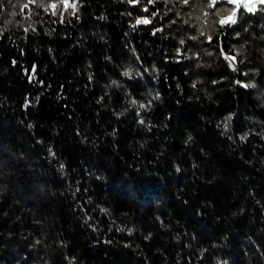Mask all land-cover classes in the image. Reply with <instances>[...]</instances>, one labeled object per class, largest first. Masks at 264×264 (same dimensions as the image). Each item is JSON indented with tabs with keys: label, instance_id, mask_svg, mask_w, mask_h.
<instances>
[{
	"label": "trees",
	"instance_id": "obj_1",
	"mask_svg": "<svg viewBox=\"0 0 264 264\" xmlns=\"http://www.w3.org/2000/svg\"><path fill=\"white\" fill-rule=\"evenodd\" d=\"M25 3L0 0V264H264V11Z\"/></svg>",
	"mask_w": 264,
	"mask_h": 264
},
{
	"label": "snow or ice",
	"instance_id": "obj_2",
	"mask_svg": "<svg viewBox=\"0 0 264 264\" xmlns=\"http://www.w3.org/2000/svg\"><path fill=\"white\" fill-rule=\"evenodd\" d=\"M79 0H59V3L56 2V0H51V2L49 3H44L39 2L38 0H27V3L23 4V8H28L30 4H37V6L39 7H43L45 9V11H48L49 9L52 10V15H56L57 14V8L62 6V10L66 11L68 9V7H71L74 11L71 13L72 15H75V9L77 8V4H78ZM128 2L130 4L136 5V4H140L141 0H128ZM219 2V0H208V4L207 7L209 8H216L217 3ZM225 2L227 4H231L233 5V8H231L230 10L227 11V13L225 15L221 16V13L219 11L216 12V15L221 16V19L219 20V23L223 26V25H227V24H236L237 20V14L240 12V9L243 8L245 11L249 12V13H255L258 9L261 11H264V0H225ZM149 4H154L155 0H148ZM182 3L185 5H188L190 3V0H182ZM143 11H148L147 7L143 8ZM130 14V13H129ZM13 15H16V13H13ZM152 15H155V13H152ZM205 16L208 15L207 12L204 13ZM150 20L148 18H137L136 20V25L139 24H147L149 23ZM187 22V21H185ZM136 25H133V27H135ZM203 34V33H201ZM209 40H211V36L208 37ZM181 44L184 43L183 40L180 41ZM226 59H229L233 62H235V57L234 56H225ZM33 73H35V66H33ZM123 75L128 76L129 78H131V72L130 71H126L123 73ZM116 82L113 81V84H115ZM249 85H245V87H248ZM252 87H254V85H251ZM133 104L136 103V101H132ZM25 107H27V103L25 104ZM141 108H145L147 107L144 104L140 105ZM141 123H143V121H140ZM245 137H241V139H244ZM189 139H191V137H189Z\"/></svg>",
	"mask_w": 264,
	"mask_h": 264
}]
</instances>
